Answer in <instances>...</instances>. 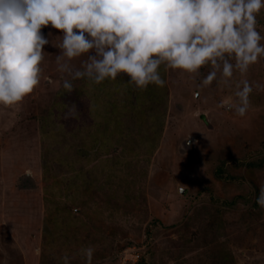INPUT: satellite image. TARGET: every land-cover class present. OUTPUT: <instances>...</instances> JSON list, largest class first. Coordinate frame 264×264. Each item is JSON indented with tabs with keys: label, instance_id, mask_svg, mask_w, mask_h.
<instances>
[{
	"label": "rangeland",
	"instance_id": "1",
	"mask_svg": "<svg viewBox=\"0 0 264 264\" xmlns=\"http://www.w3.org/2000/svg\"><path fill=\"white\" fill-rule=\"evenodd\" d=\"M257 20L264 34V8ZM42 32L39 84L0 104V264H62L89 244L92 264H264V57L229 84L200 87L210 65H162L163 87L123 74L63 92L62 30ZM243 79L253 91L240 116L219 102ZM72 103L79 117L65 119Z\"/></svg>",
	"mask_w": 264,
	"mask_h": 264
},
{
	"label": "clouds",
	"instance_id": "2",
	"mask_svg": "<svg viewBox=\"0 0 264 264\" xmlns=\"http://www.w3.org/2000/svg\"><path fill=\"white\" fill-rule=\"evenodd\" d=\"M262 8L264 0H0V104L22 102L39 84L43 45L49 43L42 27L49 24L62 30L55 60L63 92L79 78L99 84L123 74L138 89L163 87L162 65L189 74L210 65L199 86L218 76L229 84L235 71L246 73L264 57V34L257 28ZM81 56L77 67L73 60ZM252 91V82L243 79L219 103L243 116ZM61 112L65 119L79 117L75 103ZM256 202L264 207V186ZM94 253L89 244L59 259L71 264L78 255L92 264Z\"/></svg>",
	"mask_w": 264,
	"mask_h": 264
},
{
	"label": "trees",
	"instance_id": "3",
	"mask_svg": "<svg viewBox=\"0 0 264 264\" xmlns=\"http://www.w3.org/2000/svg\"><path fill=\"white\" fill-rule=\"evenodd\" d=\"M221 260H222V263H223V261H224V262H227V260H229V259H228L227 255L225 254V255L221 258Z\"/></svg>",
	"mask_w": 264,
	"mask_h": 264
},
{
	"label": "water",
	"instance_id": "4",
	"mask_svg": "<svg viewBox=\"0 0 264 264\" xmlns=\"http://www.w3.org/2000/svg\"><path fill=\"white\" fill-rule=\"evenodd\" d=\"M180 191L183 192L184 191V188H180Z\"/></svg>",
	"mask_w": 264,
	"mask_h": 264
}]
</instances>
